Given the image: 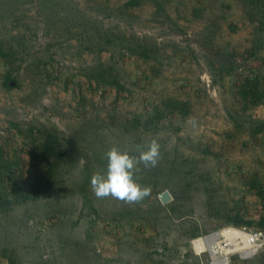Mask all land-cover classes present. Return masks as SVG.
Instances as JSON below:
<instances>
[{"label": "rangeland", "instance_id": "1", "mask_svg": "<svg viewBox=\"0 0 264 264\" xmlns=\"http://www.w3.org/2000/svg\"><path fill=\"white\" fill-rule=\"evenodd\" d=\"M128 1L0 0V264H213L222 255L195 242L227 230L263 238L226 264H264V103L246 108L234 91L250 79L264 93V6L163 0L166 17ZM139 37L157 40L158 59L130 54ZM220 49L234 53L223 70ZM100 62L126 90L88 78ZM152 100L174 112L146 130ZM152 139L158 165L134 176L150 195L97 198L105 153L138 156Z\"/></svg>", "mask_w": 264, "mask_h": 264}, {"label": "trees", "instance_id": "2", "mask_svg": "<svg viewBox=\"0 0 264 264\" xmlns=\"http://www.w3.org/2000/svg\"><path fill=\"white\" fill-rule=\"evenodd\" d=\"M142 0H129L127 3L128 7H139L141 5ZM154 4L156 12L160 15H167L166 17H170V14L167 10V7L163 0H151ZM211 1V0H208ZM199 0V6L204 5L205 2ZM213 1V0H212ZM216 2V1H214ZM245 3V7L250 8L253 7L252 10H247L249 15L251 16L254 12V6L262 8L264 6V0H243ZM259 8V9H260ZM258 9V8H257ZM199 9L195 8V13L198 14ZM132 44L127 45V50L131 55L137 56L140 59L149 61L156 60L159 58L162 52V47L159 45L155 38H141L139 37L137 40H130ZM2 49L0 48V56ZM217 61L213 62L214 68H219L223 70L226 65V60L234 57V53L226 54L224 50L217 51ZM215 62L219 63V67ZM13 71H8L4 77V84L8 85L9 82H13L16 86H19L20 83L17 79L14 78ZM91 81H94L97 84L98 88H107V87H115L119 92L126 90V85L123 83V79L120 74L117 72L115 67L105 63L100 62L90 74L87 75ZM235 97L240 100L246 108L250 106L256 107L264 103V93L261 91L259 84L252 82L250 79H246L242 81L240 85H235ZM151 104L153 105L152 113L145 123L146 130L159 129L163 125V120L168 117V114H172L174 110H172V102L165 100L164 102H157L152 100ZM176 112V111H175ZM136 122H140L137 120ZM241 221L244 224L251 225L253 221H244V218L240 217ZM262 225L264 226V219L262 220Z\"/></svg>", "mask_w": 264, "mask_h": 264}, {"label": "clouds", "instance_id": "3", "mask_svg": "<svg viewBox=\"0 0 264 264\" xmlns=\"http://www.w3.org/2000/svg\"><path fill=\"white\" fill-rule=\"evenodd\" d=\"M160 147L159 142L152 139L145 146H136L138 156L121 151L115 146L108 150L105 153L106 173L96 172L90 178V186L95 196L99 199L111 196L126 203H137L148 197L151 188L137 183L134 176L140 164L145 168L158 165L161 158Z\"/></svg>", "mask_w": 264, "mask_h": 264}, {"label": "bare ground", "instance_id": "4", "mask_svg": "<svg viewBox=\"0 0 264 264\" xmlns=\"http://www.w3.org/2000/svg\"><path fill=\"white\" fill-rule=\"evenodd\" d=\"M249 239L250 237L246 232L227 230L214 234L208 237L207 240L201 238L195 242V247L199 253L207 250L213 256L215 254L222 255L213 264H226L229 254L241 253L243 256H246L256 252V249H251L252 244Z\"/></svg>", "mask_w": 264, "mask_h": 264}, {"label": "built area", "instance_id": "5", "mask_svg": "<svg viewBox=\"0 0 264 264\" xmlns=\"http://www.w3.org/2000/svg\"><path fill=\"white\" fill-rule=\"evenodd\" d=\"M250 237V243L252 244V248L251 249H256V251L259 250L260 248V244L263 238L262 233L259 232H251V233H247Z\"/></svg>", "mask_w": 264, "mask_h": 264}, {"label": "water", "instance_id": "6", "mask_svg": "<svg viewBox=\"0 0 264 264\" xmlns=\"http://www.w3.org/2000/svg\"><path fill=\"white\" fill-rule=\"evenodd\" d=\"M160 200H161V202H162L163 204H168V203H170V202L172 201V197H171L170 192H169V191H165V192L161 193V194H160ZM217 233H218V232H215V233H213V234L207 236L206 238H208V237H210V236H212V235H214V234H217Z\"/></svg>", "mask_w": 264, "mask_h": 264}]
</instances>
